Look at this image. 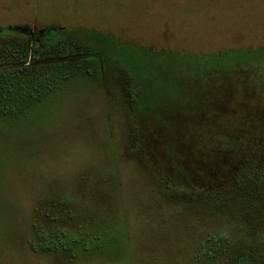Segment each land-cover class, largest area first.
<instances>
[{
	"label": "rangeland",
	"instance_id": "374dc122",
	"mask_svg": "<svg viewBox=\"0 0 264 264\" xmlns=\"http://www.w3.org/2000/svg\"><path fill=\"white\" fill-rule=\"evenodd\" d=\"M8 25L80 28L103 43L105 63L0 116V264H200L221 241L216 261L228 264L264 248V225L229 189L205 198L162 182L131 104L135 90L143 130L194 134L206 157L238 147L235 135L253 141L264 89L246 85H264V0H0ZM215 89L227 113L209 106ZM189 109L205 111L202 130L183 128Z\"/></svg>",
	"mask_w": 264,
	"mask_h": 264
},
{
	"label": "trees",
	"instance_id": "16d2710c",
	"mask_svg": "<svg viewBox=\"0 0 264 264\" xmlns=\"http://www.w3.org/2000/svg\"><path fill=\"white\" fill-rule=\"evenodd\" d=\"M6 34L10 36L4 38ZM101 45L102 42L95 41L91 34L80 28L51 25L0 27V116H15L25 105L30 106L34 102L42 101L53 93L61 82L68 81L76 68L82 67L88 61L102 68L105 59ZM247 77L246 79H253V73ZM246 86V90L249 88L256 94L264 89L263 84L257 86V83L253 88L250 87V81ZM221 91L212 90L209 106L219 103L218 110L227 113L228 109L223 107L225 103ZM135 94L134 90L131 93V104H137L135 113L145 119L142 117L143 111L138 112V96ZM209 96L208 94V98ZM215 99L217 103L214 102ZM191 112V109L183 112V128L194 130L198 126L196 129L202 130L205 111L196 109L192 114ZM137 116H134L133 120L136 125L134 133L141 137L138 148L148 161H151L162 182L165 180L170 184L176 183L179 188L183 187L188 196L205 198H215L214 196H219L225 189H229L227 195L236 202V209L251 222L258 220V223L264 225V107L260 109L258 123L252 129L253 141H247L249 133L244 136L235 135L231 144H238V147H208L207 156L211 154L209 157H206V152L200 148V142L196 140L198 136L193 134L190 137L171 139L167 130L170 127L167 125L163 127V133H159L154 125L143 130L142 125L147 124L148 120L140 118L138 121ZM199 119L202 121L200 124L197 122ZM242 136L244 138H241ZM171 140L179 144H175L176 147H183L187 154L183 155V160L174 156L176 149L172 150L173 153L169 152L173 145ZM233 154L236 159H233ZM59 245L61 246L62 242L57 239L52 241L50 246ZM221 246L222 241L206 251L203 259L196 261L200 260V264H222L216 261V257L224 251ZM256 250L254 255L240 256L235 262L228 264H264V248L258 247Z\"/></svg>",
	"mask_w": 264,
	"mask_h": 264
}]
</instances>
